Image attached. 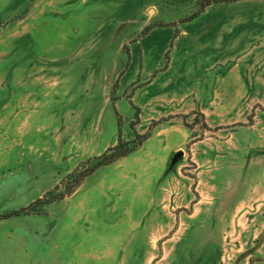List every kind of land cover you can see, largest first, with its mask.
<instances>
[{
	"label": "rangeland",
	"instance_id": "rangeland-1",
	"mask_svg": "<svg viewBox=\"0 0 264 264\" xmlns=\"http://www.w3.org/2000/svg\"><path fill=\"white\" fill-rule=\"evenodd\" d=\"M202 1L0 0V215L64 195L0 264H264V0Z\"/></svg>",
	"mask_w": 264,
	"mask_h": 264
},
{
	"label": "trees",
	"instance_id": "trees-1",
	"mask_svg": "<svg viewBox=\"0 0 264 264\" xmlns=\"http://www.w3.org/2000/svg\"><path fill=\"white\" fill-rule=\"evenodd\" d=\"M238 1H242V0H203L202 3L199 4L198 12L194 13L189 19L191 20L196 19L200 14L205 12L207 8H209L214 4L234 3ZM119 141H120L119 145L114 147L113 149H110L108 153H106L102 158L98 160L97 164L94 167H92L88 171H83L78 173L75 179V187L79 186L85 178L95 173L99 168L113 164L117 160L128 156L134 150L132 147H128V143H123L121 140ZM51 194L52 192L45 194L42 199L33 202L27 207L14 210L4 215H0V220H7L14 217L29 215L32 212H34L35 208L38 207L39 205L52 204L64 198V195L53 196L50 198Z\"/></svg>",
	"mask_w": 264,
	"mask_h": 264
}]
</instances>
